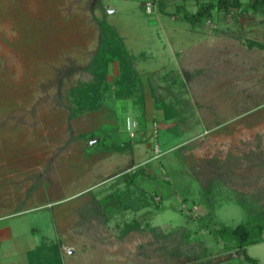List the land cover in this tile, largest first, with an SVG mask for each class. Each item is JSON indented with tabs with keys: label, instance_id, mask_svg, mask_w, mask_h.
Returning <instances> with one entry per match:
<instances>
[{
	"label": "rangeland",
	"instance_id": "374dc122",
	"mask_svg": "<svg viewBox=\"0 0 264 264\" xmlns=\"http://www.w3.org/2000/svg\"><path fill=\"white\" fill-rule=\"evenodd\" d=\"M162 1L148 14L147 0H0V264L199 263L165 251L177 240L251 264L212 228L245 222L239 201L264 214V13L191 24L177 7L206 0ZM98 21L123 38L141 90L122 59L102 80L90 70ZM117 189L128 208L98 203ZM262 237L246 247L258 264Z\"/></svg>",
	"mask_w": 264,
	"mask_h": 264
},
{
	"label": "trees",
	"instance_id": "16d2710c",
	"mask_svg": "<svg viewBox=\"0 0 264 264\" xmlns=\"http://www.w3.org/2000/svg\"><path fill=\"white\" fill-rule=\"evenodd\" d=\"M153 1L156 2V0ZM157 4L159 8L163 10V1L158 0ZM228 9H238L240 12L264 13V0H206L198 4V8L194 13L187 11L185 8L182 9L177 7L178 11L182 10V17L191 24L197 23L203 17L212 16L214 13H218L221 10L228 11ZM98 24L103 31V35L102 39L98 42L96 52L92 58L90 70L102 80L107 74V64L116 60V58L122 59L127 68L130 85L134 90H141V79L143 76L136 69L134 56L127 50L123 38L112 25L102 21H98ZM136 122L138 126V121ZM157 127L159 130L160 127L158 125ZM140 171H143V169ZM211 185H213V183L209 181L203 185V189H205L207 193H210ZM125 192V190L120 191L117 189L103 196L98 203L104 206L106 204H111L114 207L125 204L124 208H128L131 203L127 204V199L124 197ZM159 197H162V194H159ZM239 204L247 213L245 222L238 223L236 226H229L223 222L214 223L212 231L216 237H219L226 244V249L233 248L237 251H241L243 258L247 262L258 264V259L246 252V247L263 241L264 214L260 212L254 213L248 203L239 201ZM205 220L206 218L204 217L197 218L198 224L200 225H202ZM206 225L208 224L206 223ZM154 230L155 229H153V231ZM166 236L163 237L165 238ZM182 236L184 239L188 240L189 233L184 232ZM162 247H166L165 244H163ZM199 250L200 251H196V249L189 244L182 246L178 240L170 249L165 248V251L172 257H182L190 261L191 259H195L199 262L193 263V261H191L188 264H219V262L214 263L212 260L206 258V248L201 247ZM203 258L204 260H202Z\"/></svg>",
	"mask_w": 264,
	"mask_h": 264
},
{
	"label": "built area",
	"instance_id": "2783aa9c",
	"mask_svg": "<svg viewBox=\"0 0 264 264\" xmlns=\"http://www.w3.org/2000/svg\"><path fill=\"white\" fill-rule=\"evenodd\" d=\"M146 8H147L148 14L154 13V10L156 8V2L153 0H147ZM136 128H137V123L134 120L133 121L127 120L126 130H127V133L130 137L134 136V134L136 132ZM150 135L155 139L158 135V128H157V124H155V122H153L151 125ZM154 146H155L154 147L155 151H158L159 149H158V146L156 143L154 144Z\"/></svg>",
	"mask_w": 264,
	"mask_h": 264
},
{
	"label": "crops",
	"instance_id": "0c3cea01",
	"mask_svg": "<svg viewBox=\"0 0 264 264\" xmlns=\"http://www.w3.org/2000/svg\"><path fill=\"white\" fill-rule=\"evenodd\" d=\"M175 54L176 53H174L173 52V55H174V60L175 61H177V59H176V57H175ZM151 57H152V55H151ZM176 64H178V62L176 63ZM171 124V125H170ZM175 125L176 126V121H170V123H169V121H168V126H173V125ZM166 125V126H167ZM174 126V127H175ZM174 127H172V128H174ZM17 211H19V209H17ZM13 212V211H12ZM20 212V211H19ZM11 226H3V227H0V245H1V241H3V240H5V239H7V240H9L10 238H11ZM3 236H5V237H3ZM26 252H27V250H26ZM26 252H25V255H26ZM27 262V261H26ZM13 264H15V263H13Z\"/></svg>",
	"mask_w": 264,
	"mask_h": 264
}]
</instances>
